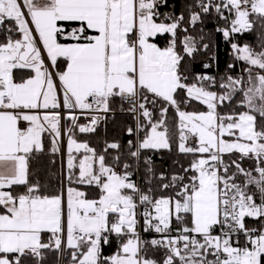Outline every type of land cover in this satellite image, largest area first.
<instances>
[{
    "label": "snow or ice",
    "instance_id": "1",
    "mask_svg": "<svg viewBox=\"0 0 264 264\" xmlns=\"http://www.w3.org/2000/svg\"><path fill=\"white\" fill-rule=\"evenodd\" d=\"M0 264H264V0H0Z\"/></svg>",
    "mask_w": 264,
    "mask_h": 264
},
{
    "label": "trees",
    "instance_id": "2",
    "mask_svg": "<svg viewBox=\"0 0 264 264\" xmlns=\"http://www.w3.org/2000/svg\"><path fill=\"white\" fill-rule=\"evenodd\" d=\"M173 0H169V3H172ZM176 10L179 11L180 9V0H175ZM169 10L167 7L163 8L162 11ZM215 27L213 21H209L206 25V31L211 30ZM246 40L254 41V37L248 35L245 37ZM214 44H215V53L217 56V69L219 73H223L227 64L230 62L229 51L230 47L226 44L220 34H216L214 37ZM194 71H201V65L197 62L196 65L192 66ZM236 71H239V66L237 67ZM118 106V103H117ZM83 123V119L81 120ZM131 122V118L126 114L116 113V117L114 121H109L107 124V128L105 127L99 128L95 134H91L88 136H80V139H87L90 143V146L96 147L98 150L103 147V142L105 139L111 140L114 136L123 135L121 132L122 127ZM123 139L126 142L128 137L123 135ZM52 158L47 154H39L37 159L32 160L31 169L36 174L37 178L41 180L43 183H51L52 185L57 184L56 176L62 171V157L57 156L55 157L56 163L52 164L50 162ZM157 165H162L160 170H168L173 163L174 159H177L175 153L169 154L167 152H163L160 154H156L153 156ZM183 162V161H182ZM186 163V162H185ZM113 249H105V254H110ZM54 259V257L52 258Z\"/></svg>",
    "mask_w": 264,
    "mask_h": 264
},
{
    "label": "built area",
    "instance_id": "3",
    "mask_svg": "<svg viewBox=\"0 0 264 264\" xmlns=\"http://www.w3.org/2000/svg\"><path fill=\"white\" fill-rule=\"evenodd\" d=\"M218 71V69H217V65H216V67H214L213 69H211L210 71H209V74H215L216 72ZM118 103V102H117ZM117 113H121V112H119V111H117ZM121 114H124V113H121ZM87 121H85V120H83V123H86ZM103 126H101L100 128H102Z\"/></svg>",
    "mask_w": 264,
    "mask_h": 264
},
{
    "label": "crops",
    "instance_id": "4",
    "mask_svg": "<svg viewBox=\"0 0 264 264\" xmlns=\"http://www.w3.org/2000/svg\"><path fill=\"white\" fill-rule=\"evenodd\" d=\"M64 148H65V151H66V141H65V144H64ZM62 159H63V161L66 162V155H64V156L62 157Z\"/></svg>",
    "mask_w": 264,
    "mask_h": 264
},
{
    "label": "rangeland",
    "instance_id": "5",
    "mask_svg": "<svg viewBox=\"0 0 264 264\" xmlns=\"http://www.w3.org/2000/svg\"><path fill=\"white\" fill-rule=\"evenodd\" d=\"M65 144V143H64Z\"/></svg>",
    "mask_w": 264,
    "mask_h": 264
}]
</instances>
